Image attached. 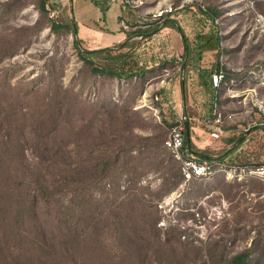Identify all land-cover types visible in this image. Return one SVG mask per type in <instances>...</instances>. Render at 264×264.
I'll use <instances>...</instances> for the list:
<instances>
[{
	"label": "rangeland",
	"instance_id": "374dc122",
	"mask_svg": "<svg viewBox=\"0 0 264 264\" xmlns=\"http://www.w3.org/2000/svg\"><path fill=\"white\" fill-rule=\"evenodd\" d=\"M138 4L150 20L176 19L190 39L200 70L193 105L176 30L97 62L130 74L119 77L82 60L69 28L53 29L51 0H0V190L19 181L34 189L46 176L55 197L39 218L52 246L72 217L65 208L85 206L88 239L97 234L85 250L93 264H128L116 235L123 223L147 264H222L244 252L247 264H264V181L252 173L264 165V0ZM186 118L197 152L223 158L233 135L241 155L214 163L225 171L186 180L165 145ZM3 232L0 214V248Z\"/></svg>",
	"mask_w": 264,
	"mask_h": 264
},
{
	"label": "trees",
	"instance_id": "16d2710c",
	"mask_svg": "<svg viewBox=\"0 0 264 264\" xmlns=\"http://www.w3.org/2000/svg\"><path fill=\"white\" fill-rule=\"evenodd\" d=\"M52 8L57 9V6L52 4ZM60 28H69L73 35L77 37L74 25L71 26L59 21L53 27L55 30ZM129 28L125 42L115 47L100 50L84 49L81 48L79 39H76L75 47L78 49L82 60L93 64L96 71L100 70L104 73L115 74V71L102 68L97 62L99 60L106 61L112 59L111 53L120 48L137 49L141 44L152 39L163 29L171 28L176 30L182 37L184 43L182 66L187 67L191 57L190 39L176 19L170 16L157 18L156 20L146 18L141 24H131ZM135 37H140L141 39L135 40ZM198 39H200V36H198ZM116 75L119 77H130V74L124 71L116 73ZM6 151V155L10 156L9 146H7ZM184 151L187 157L196 159L201 163L214 164L217 160H225L226 157L224 155L223 158H216L206 152H197L194 145L188 142L186 131ZM19 152L21 153V150ZM245 163H248V161H245ZM37 177L33 183L36 185L34 189L26 188L31 183L25 185V181H19L13 186H10L9 182H7L0 190V214L2 215V221L4 223L2 248H0V251H2L1 262L3 264H93L96 255L89 256V254H86V251L89 243L95 248L97 234H93L92 238L88 239L85 232L86 229L83 225V217L87 212L84 209L85 206H82V204L77 206L72 201L65 208V212H72V217L66 218L65 224L62 226L64 233L58 244L53 246L50 244L47 231L44 225L40 223L39 210L43 209L44 211V209H47L52 204V199L55 196L51 192V185L48 184L46 176L41 172ZM70 177L71 174L64 172L60 182L63 185L68 184ZM62 206L60 205L61 208ZM92 215H96L94 211ZM94 216L93 219L95 218ZM128 216L130 215L127 214L124 217V221ZM124 224L117 226L118 230L116 235L118 240L123 242V245L126 244L122 251L125 262L128 264H147L146 259L133 254L131 235ZM249 258L250 252H244L233 256L230 260L222 264H247Z\"/></svg>",
	"mask_w": 264,
	"mask_h": 264
},
{
	"label": "crops",
	"instance_id": "0c3cea01",
	"mask_svg": "<svg viewBox=\"0 0 264 264\" xmlns=\"http://www.w3.org/2000/svg\"><path fill=\"white\" fill-rule=\"evenodd\" d=\"M57 6L58 18L61 22L74 25L77 32V39L89 50H100L115 47L127 39L128 29L125 26L131 24H141L147 17L138 9L123 3L122 0H51ZM166 29V28H165ZM164 30V29H163ZM162 30V31H163ZM177 32V31H176ZM178 33V32H177ZM177 52H182L184 57V43L181 35L178 33ZM148 42V41H147ZM146 43H143V46ZM193 52L187 67V79L181 82L185 91L186 103L188 93L191 95V104L193 105V81L197 80L199 68L194 67L192 60ZM183 61V58H182ZM182 65V63H181ZM187 83L191 86L187 93ZM187 93V94H186ZM193 119L190 117V120ZM191 129H194L191 122ZM211 141L214 140L211 138ZM234 143V136H227L222 141L223 155L225 160L232 159L242 153V144ZM196 145V144H194ZM233 145V146H232ZM208 154L215 156V153L208 149Z\"/></svg>",
	"mask_w": 264,
	"mask_h": 264
},
{
	"label": "built area",
	"instance_id": "2783aa9c",
	"mask_svg": "<svg viewBox=\"0 0 264 264\" xmlns=\"http://www.w3.org/2000/svg\"><path fill=\"white\" fill-rule=\"evenodd\" d=\"M123 3L131 6L132 8L137 9L139 4L138 0H122ZM53 4V3H52ZM169 11H172V8H169ZM167 12V11H166ZM51 18H58V10L53 9L50 14ZM166 16H162V14H159L157 18H162ZM126 29H130L129 26H125ZM135 40H140V37H135ZM213 78V85L215 87H218L221 81L225 78V75L223 72L216 73L212 76ZM186 120L182 121L181 124L177 125L173 128V130L170 133V136L168 140L165 142V145L168 150H170L176 157V159L180 163L181 167V173L183 177L186 180H191L193 178H201L205 176L212 175L216 173L217 171H225V167H222L223 165H220L221 168H219L216 171L215 164H208V163H201L196 159H191L187 157L185 154L184 148H185V122ZM219 121V120H218ZM211 138L216 141L217 139H220V134L218 132H213L211 134ZM256 177L264 181V165L258 166L255 171L252 172Z\"/></svg>",
	"mask_w": 264,
	"mask_h": 264
},
{
	"label": "water",
	"instance_id": "95a60500",
	"mask_svg": "<svg viewBox=\"0 0 264 264\" xmlns=\"http://www.w3.org/2000/svg\"><path fill=\"white\" fill-rule=\"evenodd\" d=\"M185 131H186V135H187V140H188V142H190L191 137H190V122L189 121L185 122Z\"/></svg>",
	"mask_w": 264,
	"mask_h": 264
}]
</instances>
